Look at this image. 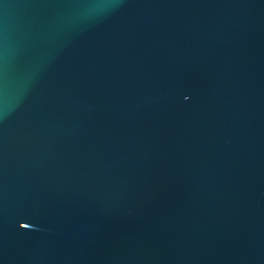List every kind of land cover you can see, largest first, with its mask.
<instances>
[{
	"label": "water",
	"instance_id": "95a60500",
	"mask_svg": "<svg viewBox=\"0 0 264 264\" xmlns=\"http://www.w3.org/2000/svg\"><path fill=\"white\" fill-rule=\"evenodd\" d=\"M0 264H264V0H0Z\"/></svg>",
	"mask_w": 264,
	"mask_h": 264
}]
</instances>
